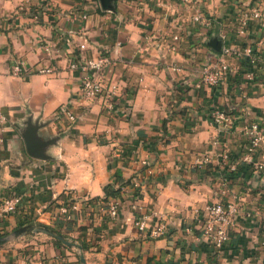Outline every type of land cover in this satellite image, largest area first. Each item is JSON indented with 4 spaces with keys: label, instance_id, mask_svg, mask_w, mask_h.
I'll use <instances>...</instances> for the list:
<instances>
[{
    "label": "crops",
    "instance_id": "0c3cea01",
    "mask_svg": "<svg viewBox=\"0 0 264 264\" xmlns=\"http://www.w3.org/2000/svg\"><path fill=\"white\" fill-rule=\"evenodd\" d=\"M254 4L264 9V0H114L113 11L100 0H0V200L21 197L0 234L37 227L42 212L52 219L46 226L71 244L43 233L20 236L0 247V264H264V176L252 164L229 172L222 161L224 149L242 153L244 123L264 121V69L230 58L233 72L218 89L200 84L202 66L220 53L221 31L226 45H251L264 57L256 24L243 37L236 33V8ZM198 12L212 20L211 29L193 21ZM100 55L116 61L102 75L118 87L112 114L101 101L82 100L80 73L68 68L72 58ZM17 62L22 76L11 74ZM38 65L53 71L34 73ZM61 107L74 123L56 119ZM215 107L237 117L233 130L216 127ZM28 117L42 125L40 137H57L48 160L26 152ZM255 159H264V142ZM134 181L135 193L110 197L119 202L117 217H104L110 198L100 201L103 188ZM68 195L93 201L66 221L57 208ZM219 200L238 212L228 241L214 252L200 225L205 208ZM144 213L164 220V237L135 226Z\"/></svg>",
    "mask_w": 264,
    "mask_h": 264
},
{
    "label": "built area",
    "instance_id": "2783aa9c",
    "mask_svg": "<svg viewBox=\"0 0 264 264\" xmlns=\"http://www.w3.org/2000/svg\"><path fill=\"white\" fill-rule=\"evenodd\" d=\"M183 4H188L190 0H181ZM238 36H245L250 24L254 23L258 26L260 32L264 35V9L259 4H254L251 7L236 8ZM193 21L208 29L212 28V20L198 12L193 17ZM219 38L222 40L220 53L215 55L212 60L205 63L201 68L200 84L207 89H218L223 81L233 72V68L228 63V59H242L247 64L261 66L264 69V57L261 52H257L251 45H246L241 48L231 47L226 45L227 35L224 32H219ZM175 45L172 46V49ZM45 51L49 50L47 44L43 45ZM116 66V61L106 55H100L96 58L82 59L72 58L68 64V68L80 73V96L82 100L91 104L101 101L103 108L107 114L115 113L116 101L119 96L118 87L111 80L104 79L102 75L111 71ZM53 70L50 67L39 66L35 68L34 73L49 74ZM25 72L23 62L13 63L11 74L14 76H22ZM253 74L248 76L252 80ZM212 121L218 129L224 133L233 130L237 117L227 113L224 109L215 107L212 111ZM56 119L64 120L69 124L75 122V115L70 109L59 108L56 111ZM245 135V145L243 151L238 156H231L226 149L222 152V161L225 163L226 169L229 172H236L241 165L252 164L256 171L264 176V159L257 161L255 156L258 149L264 142V121L251 120L243 125ZM1 142V139H0ZM207 159L203 158L199 164H206ZM227 178L222 180V185L218 192L223 196L227 195L228 185ZM137 182H132L122 185L120 193H126L129 190H137ZM87 198H77L71 195L70 198L61 202L57 208L58 216L69 221L75 213H79L83 207H87ZM21 204V197L18 195H7L0 200V224L10 216L16 214ZM104 217L114 219L118 215L119 202L116 198H110L106 201L101 209ZM238 212L236 205L228 201L219 200L211 205H208L201 216L200 233L201 238L208 243L209 247L215 252L221 251L225 243L229 239V230L233 226V217ZM39 225H47V222L52 219L44 217L40 212L37 216ZM135 226L140 231H148L150 238H161L167 233V224L159 216L150 219L146 213L141 214L135 220Z\"/></svg>",
    "mask_w": 264,
    "mask_h": 264
},
{
    "label": "water",
    "instance_id": "95a60500",
    "mask_svg": "<svg viewBox=\"0 0 264 264\" xmlns=\"http://www.w3.org/2000/svg\"><path fill=\"white\" fill-rule=\"evenodd\" d=\"M113 1L114 0H100V3L104 10L113 11L114 10ZM212 46L215 49H219L220 47L218 42H216L215 44H212ZM41 127L42 125L38 123H33L31 120V117H28L26 121H24V128L21 131V135L25 143L26 152L30 157L35 158V159L48 160L50 159V156L47 150L51 145L55 144L57 137H53L50 139H43L42 137L38 135V129ZM33 233H43L52 238L62 241L67 246L71 245L68 241L64 240L61 236L56 235L55 233L48 230L47 228L38 227V226L22 228L19 231L8 235L6 238H1L0 243L3 241H13L17 237L28 235V234H33Z\"/></svg>",
    "mask_w": 264,
    "mask_h": 264
},
{
    "label": "trees",
    "instance_id": "16d2710c",
    "mask_svg": "<svg viewBox=\"0 0 264 264\" xmlns=\"http://www.w3.org/2000/svg\"><path fill=\"white\" fill-rule=\"evenodd\" d=\"M126 184H129L128 182H123L119 187H117V188H114L112 185H107V186H105L104 188H103V192H104V198L103 199H101L100 201H105L106 199H108V198H110V197H114V196H116L119 192H120V188H121V186L122 185H126ZM136 192V190L134 191V193ZM68 198H70L71 197V195H68L67 196ZM92 199H90L89 201H88V205H90L91 203H92ZM28 226H31V225H28ZM38 227H44V228H47L48 230H50V231H52L53 233H55L56 235H59V236H61L64 240H66V236L65 235H63L60 231H57L56 229H54V228H52V227H50V226H46V225H38ZM22 227H18L16 230H14L13 232H11V233H2V234H0V239L1 238H6L8 235H10V234H12V233H14V232H17V231H19L20 229H21ZM53 241L56 243V244H59V245H62V241H60V240H58V239H53ZM67 241V240H66ZM6 242H8V241H3V242H1L0 243V247L4 244V243H6ZM71 243H73V241H71ZM64 244V243H63ZM80 246L82 247V249L83 250H88L89 248H90V246L91 245H89V244H84V243H80Z\"/></svg>",
    "mask_w": 264,
    "mask_h": 264
}]
</instances>
